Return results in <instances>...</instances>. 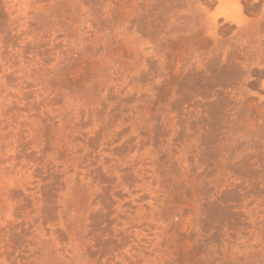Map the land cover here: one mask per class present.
<instances>
[{"label": "rangeland", "instance_id": "1", "mask_svg": "<svg viewBox=\"0 0 264 264\" xmlns=\"http://www.w3.org/2000/svg\"><path fill=\"white\" fill-rule=\"evenodd\" d=\"M0 264H264V0H0Z\"/></svg>", "mask_w": 264, "mask_h": 264}]
</instances>
